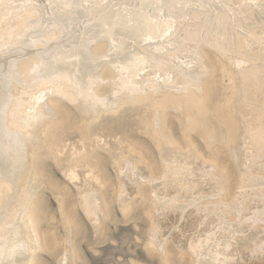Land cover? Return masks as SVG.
<instances>
[{"label":"bare ground","instance_id":"obj_1","mask_svg":"<svg viewBox=\"0 0 264 264\" xmlns=\"http://www.w3.org/2000/svg\"><path fill=\"white\" fill-rule=\"evenodd\" d=\"M46 191L57 264L111 195L159 264H264V0H0V264L53 255Z\"/></svg>","mask_w":264,"mask_h":264},{"label":"rangeland","instance_id":"obj_2","mask_svg":"<svg viewBox=\"0 0 264 264\" xmlns=\"http://www.w3.org/2000/svg\"><path fill=\"white\" fill-rule=\"evenodd\" d=\"M229 82L224 79L222 86H228ZM176 136H180L178 127L174 128ZM141 141L146 142L151 148L153 159L158 162L157 149L153 146L151 141L141 136ZM201 145L200 139H196ZM220 160L223 162L224 155L219 153ZM225 161V160H224ZM46 170L54 178L56 184L64 186L65 179L61 172L53 165L51 160L45 161ZM107 172L113 175L111 166L107 164ZM114 183V180H112ZM69 192L74 195L75 190L69 189ZM47 194V195H46ZM45 202L47 206V213L50 215L49 223L51 224L53 234L58 241L53 250V255L43 254L46 264H57V259L62 252L61 240L64 232L60 223V216L57 214L54 199L49 191L45 192ZM73 204L76 201L73 198ZM111 220L107 221V229L105 237L96 239L93 235L91 225L85 219L78 207H75L76 217L82 225V231L77 238V244L82 256L80 264H132L131 260L138 261L144 264H159L158 259L150 257L143 248V243L147 238V219L140 209L133 214V219H124L115 204V195H111ZM41 226H47L46 222H42Z\"/></svg>","mask_w":264,"mask_h":264}]
</instances>
